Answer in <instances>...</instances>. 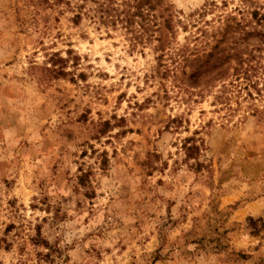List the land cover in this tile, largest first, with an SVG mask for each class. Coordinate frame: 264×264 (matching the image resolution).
I'll return each mask as SVG.
<instances>
[{"label":"rangeland","instance_id":"obj_1","mask_svg":"<svg viewBox=\"0 0 264 264\" xmlns=\"http://www.w3.org/2000/svg\"><path fill=\"white\" fill-rule=\"evenodd\" d=\"M0 264H264V0H0Z\"/></svg>","mask_w":264,"mask_h":264},{"label":"trees","instance_id":"obj_2","mask_svg":"<svg viewBox=\"0 0 264 264\" xmlns=\"http://www.w3.org/2000/svg\"><path fill=\"white\" fill-rule=\"evenodd\" d=\"M191 74H193V73H191ZM195 149V146L193 145V146H191V147H187V149Z\"/></svg>","mask_w":264,"mask_h":264}]
</instances>
